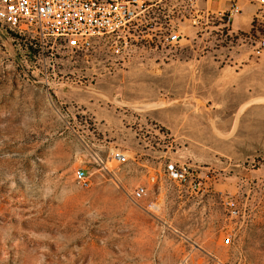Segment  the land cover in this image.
Returning a JSON list of instances; mask_svg holds the SVG:
<instances>
[{
    "label": "rangeland",
    "instance_id": "374dc122",
    "mask_svg": "<svg viewBox=\"0 0 264 264\" xmlns=\"http://www.w3.org/2000/svg\"><path fill=\"white\" fill-rule=\"evenodd\" d=\"M242 27L185 25L179 44L122 62L106 45L38 53L0 23V264H264V112L245 121L228 93L213 109L194 98L198 60L264 54ZM115 148L129 160L112 162ZM169 163L201 169V197Z\"/></svg>",
    "mask_w": 264,
    "mask_h": 264
},
{
    "label": "built area",
    "instance_id": "2783aa9c",
    "mask_svg": "<svg viewBox=\"0 0 264 264\" xmlns=\"http://www.w3.org/2000/svg\"><path fill=\"white\" fill-rule=\"evenodd\" d=\"M242 1L254 7L245 38H256L253 50L260 54L264 51V0H0V23L14 39L28 42L38 53L45 47H67L73 53L95 57L106 45L111 56L126 62L140 51L179 44L188 37L185 25L195 34L210 25L234 32L235 17L240 21L244 17ZM109 157L117 164L130 158L119 148L110 151ZM194 166L169 163L166 175L197 189L201 183ZM74 178L81 187L89 186L83 168L75 169ZM144 193L145 187L138 186L135 195ZM155 203L150 201L148 207L157 209ZM226 204L230 215H236L234 204ZM231 239L230 233L223 237L225 243Z\"/></svg>",
    "mask_w": 264,
    "mask_h": 264
},
{
    "label": "crops",
    "instance_id": "0c3cea01",
    "mask_svg": "<svg viewBox=\"0 0 264 264\" xmlns=\"http://www.w3.org/2000/svg\"><path fill=\"white\" fill-rule=\"evenodd\" d=\"M241 6L245 10L244 17L241 21L235 17L234 27L236 30H241L243 24L249 26L254 11V7L244 1L241 2ZM260 56L261 58L255 61L252 52L237 54L230 59L229 64L223 66H218L214 60L201 59V64L198 60V77H201V89L198 88L194 98L199 101L203 99L208 107L213 109V106H216L218 101L225 98L228 93L231 104L234 106L231 115L238 114L239 118L245 121L255 120L254 113L264 112V54ZM200 108L201 106H199ZM145 119L146 114L139 118L140 123H144ZM142 135L136 138L137 144H142L153 137L152 135ZM189 145L188 152L190 154L193 150L192 144ZM197 175L201 183V169ZM183 187L189 196L201 197V186L197 189L188 186Z\"/></svg>",
    "mask_w": 264,
    "mask_h": 264
}]
</instances>
